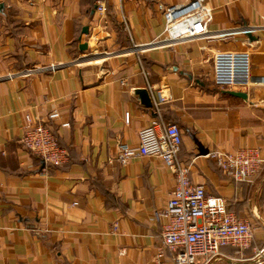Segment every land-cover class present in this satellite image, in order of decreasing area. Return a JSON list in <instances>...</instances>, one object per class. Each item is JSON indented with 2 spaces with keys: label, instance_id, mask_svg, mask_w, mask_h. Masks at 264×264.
<instances>
[{
  "label": "crops",
  "instance_id": "1",
  "mask_svg": "<svg viewBox=\"0 0 264 264\" xmlns=\"http://www.w3.org/2000/svg\"><path fill=\"white\" fill-rule=\"evenodd\" d=\"M186 2L0 0V264H151L176 179L160 158L118 159L157 117L138 93L150 84L169 96L161 116L182 129L193 182L254 225L250 247H226L211 264H264V0H204L208 32L171 39L165 8ZM225 51L251 54L250 86L214 84L213 59ZM29 113L59 136L66 164L26 150ZM243 147L263 159L251 182L210 155Z\"/></svg>",
  "mask_w": 264,
  "mask_h": 264
},
{
  "label": "built area",
  "instance_id": "2",
  "mask_svg": "<svg viewBox=\"0 0 264 264\" xmlns=\"http://www.w3.org/2000/svg\"><path fill=\"white\" fill-rule=\"evenodd\" d=\"M96 9L106 12L105 1H98ZM166 30L171 39L203 36L212 14L204 0H187L165 8ZM125 27L129 29L127 20ZM213 80L217 87L233 89L248 87L253 82L251 54L247 51H225L214 56ZM55 65L51 69H55ZM146 76L148 72L143 69ZM14 74H9L12 78ZM157 117L139 131V144L119 145L118 159L127 163L137 156L160 158L173 172L176 185L162 215L165 222L161 228V244L157 247L151 264H211L229 246L248 248L254 241V225L229 209L228 200L219 195L208 194L203 184L194 183L190 166L180 158L183 132L176 123L165 121L162 105L169 99L163 89L149 86ZM58 112L50 115L53 119ZM127 124L131 113H125ZM69 126V123H65ZM22 143L26 150L39 156L50 165H64L69 151L61 144L59 136L42 117L26 115ZM210 155L217 165L232 179L251 182L258 177L263 159L259 147H243L235 151L213 150ZM264 254V249L259 250Z\"/></svg>",
  "mask_w": 264,
  "mask_h": 264
},
{
  "label": "water",
  "instance_id": "3",
  "mask_svg": "<svg viewBox=\"0 0 264 264\" xmlns=\"http://www.w3.org/2000/svg\"><path fill=\"white\" fill-rule=\"evenodd\" d=\"M83 32L88 34L89 33V27L85 26L84 29H83ZM80 48L82 50H86L88 48V43L87 42L81 43ZM227 92H228V94H231V95H234V96L243 97V98L247 97V94L244 93V92L233 91V90H227ZM138 93H139V95H140V97L142 99L143 104H145L148 107H152L153 106L152 98H151V95H150L148 89H140L138 91ZM200 150H204V148L202 147ZM206 152L207 151H204V153H206Z\"/></svg>",
  "mask_w": 264,
  "mask_h": 264
},
{
  "label": "trees",
  "instance_id": "4",
  "mask_svg": "<svg viewBox=\"0 0 264 264\" xmlns=\"http://www.w3.org/2000/svg\"><path fill=\"white\" fill-rule=\"evenodd\" d=\"M69 154H70V152H69ZM53 166H56V165H53ZM61 166V165H60Z\"/></svg>",
  "mask_w": 264,
  "mask_h": 264
}]
</instances>
